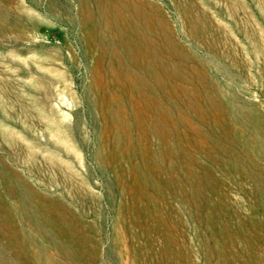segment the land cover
<instances>
[{
  "label": "rangeland",
  "instance_id": "obj_1",
  "mask_svg": "<svg viewBox=\"0 0 264 264\" xmlns=\"http://www.w3.org/2000/svg\"><path fill=\"white\" fill-rule=\"evenodd\" d=\"M0 264H264V0H0Z\"/></svg>",
  "mask_w": 264,
  "mask_h": 264
},
{
  "label": "bare ground",
  "instance_id": "obj_2",
  "mask_svg": "<svg viewBox=\"0 0 264 264\" xmlns=\"http://www.w3.org/2000/svg\"><path fill=\"white\" fill-rule=\"evenodd\" d=\"M246 132V131H245Z\"/></svg>",
  "mask_w": 264,
  "mask_h": 264
}]
</instances>
